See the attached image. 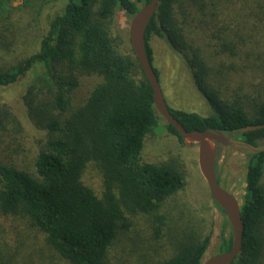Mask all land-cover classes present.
I'll return each instance as SVG.
<instances>
[{"label": "trees", "instance_id": "obj_1", "mask_svg": "<svg viewBox=\"0 0 264 264\" xmlns=\"http://www.w3.org/2000/svg\"><path fill=\"white\" fill-rule=\"evenodd\" d=\"M11 1L0 0V53L12 54L9 64L0 66V88L34 73L23 109L48 138L35 150L31 169L0 161V218L17 220L34 238L24 246L0 226V264H52L53 258L63 264H112L116 239L138 216L146 219L156 241L166 240L167 256L158 264H201L211 222L177 205L188 182L186 165L143 157L151 136L171 135L182 146L184 141L155 110L153 90L116 29L119 11L133 16L150 0H67L31 51L16 50L26 33L11 21ZM152 36L165 39L183 59L213 111L201 116L168 107L187 131L216 130L255 149L264 145V128L241 131L264 125V0H160L145 32L158 77ZM87 77L98 82L74 106L72 94ZM9 119L18 131L26 124L0 107V127ZM244 151L245 230L232 264H263L264 152ZM89 165L101 177L100 193L83 181ZM231 246L232 233L222 238L220 252Z\"/></svg>", "mask_w": 264, "mask_h": 264}, {"label": "rangeland", "instance_id": "obj_2", "mask_svg": "<svg viewBox=\"0 0 264 264\" xmlns=\"http://www.w3.org/2000/svg\"><path fill=\"white\" fill-rule=\"evenodd\" d=\"M26 2H28L27 5ZM66 3L67 0H12L9 7L11 21L17 28H23L26 33L24 39L17 45L19 49L16 50H33L34 40L47 32L50 21L62 13ZM131 19L132 16L125 11L121 10L117 13L116 29L123 37V48L126 52L131 46L128 36ZM149 44L153 49V65L158 71V80L167 106L201 116L213 114L209 104L197 90L188 67L183 59L172 50L168 42L163 38L152 36ZM11 58L12 54L0 53V66L9 64ZM33 75L32 72L18 83L0 88V107L10 108L22 123L26 121L22 131H18L19 126L16 122H12L11 119L6 122L3 120L4 124L0 127V161L19 165L23 169L32 168V157L35 150L48 138L45 132L39 131L29 123L23 109L22 98ZM97 82L98 79L94 78L81 79L79 87L72 94L73 105L81 104ZM227 135L231 141L240 142L234 134ZM197 150L196 145L190 146L185 142L184 146L180 145L174 136L154 135L146 140L143 157L151 161L174 158L186 165L187 186L175 200L177 205L185 209L186 213L189 212L197 219L204 217L210 220L211 239L204 255L205 260L220 252L222 238H228L231 229L226 215L215 207L207 184L199 171ZM215 150V173L219 183L231 192L242 206L246 186L245 164L248 155L244 150L236 149L231 145L216 144ZM83 181L97 193L101 192V177L92 165L87 167ZM0 224L3 230L14 233L12 236L16 235L17 241L27 243L24 246L34 243L30 230L17 220L0 218ZM33 233L35 239L39 240L37 232L34 230ZM165 241H156L151 236L146 219L138 216L133 219L130 231L116 239L110 254L111 262L112 264H118L120 261L135 264H158L167 256L163 250ZM24 246L22 250L30 254V248ZM53 260L52 264H63L54 258Z\"/></svg>", "mask_w": 264, "mask_h": 264}, {"label": "water", "instance_id": "obj_3", "mask_svg": "<svg viewBox=\"0 0 264 264\" xmlns=\"http://www.w3.org/2000/svg\"><path fill=\"white\" fill-rule=\"evenodd\" d=\"M160 0L150 2L139 7L132 16L128 27V36L131 48L141 66V69L153 90V102L157 113L171 126H173L183 141L188 145H196L199 171L205 180L213 201L221 208L228 220L232 233V246L228 251L212 255L202 261L201 264H232L243 248L244 223L241 217V205L237 198L228 190L223 188L217 181L215 173V145H231L236 149L248 152H264V146L253 148L242 142L231 141L228 135L221 131L194 130L187 131L169 111L158 77L153 69L147 55L145 32L147 26L155 15ZM264 125H249L241 129L242 132H252L263 129Z\"/></svg>", "mask_w": 264, "mask_h": 264}]
</instances>
